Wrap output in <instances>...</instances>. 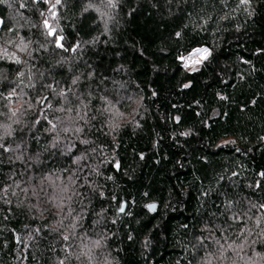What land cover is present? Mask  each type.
Masks as SVG:
<instances>
[{"label": "trees", "instance_id": "16d2710c", "mask_svg": "<svg viewBox=\"0 0 264 264\" xmlns=\"http://www.w3.org/2000/svg\"><path fill=\"white\" fill-rule=\"evenodd\" d=\"M0 21V264H264V0Z\"/></svg>", "mask_w": 264, "mask_h": 264}, {"label": "snow or ice", "instance_id": "6c2138e0", "mask_svg": "<svg viewBox=\"0 0 264 264\" xmlns=\"http://www.w3.org/2000/svg\"><path fill=\"white\" fill-rule=\"evenodd\" d=\"M57 2L59 3V0H57ZM239 4H240L241 6H243V5H247V4H248V0H239ZM112 6L115 7L116 5L113 4ZM45 26H46V27H50V25L47 23V21H45ZM49 35L55 36V38H56V40H57V46H58V47H62V46H63V45L61 44V40L63 39V37L57 36L55 30L51 31V32L49 33ZM179 35H180V34L177 33V36H179ZM209 55H210V52H209V50H208L207 48H201V49H196V50H195V51H194V52H193L188 58H186V59H187V61H191V64H192V65H195V64L199 63V61L194 60L193 57H195V56H199V57H201L202 59H207ZM184 66H185V67H189L190 65H189V63L185 62ZM195 70H196V69L193 67V71H195ZM184 87L187 88V87H189V85L185 84ZM221 99H224V97H221ZM46 100H47V98H44V101H46ZM176 120H177V123H179V117H177ZM117 167H119V165H117ZM261 175H264V173H262ZM148 207H149V210H150V211H154V210H155V205H149ZM124 210H125L124 207L121 206L120 211H121V212H124Z\"/></svg>", "mask_w": 264, "mask_h": 264}, {"label": "bare ground", "instance_id": "6f19581e", "mask_svg": "<svg viewBox=\"0 0 264 264\" xmlns=\"http://www.w3.org/2000/svg\"><path fill=\"white\" fill-rule=\"evenodd\" d=\"M193 59L196 60V61H199L200 64L203 62L202 58L199 57V56H195V57H193ZM184 61L187 62V63H189V65H192L191 64V61H187V59H185Z\"/></svg>", "mask_w": 264, "mask_h": 264}, {"label": "rangeland", "instance_id": "374dc122", "mask_svg": "<svg viewBox=\"0 0 264 264\" xmlns=\"http://www.w3.org/2000/svg\"><path fill=\"white\" fill-rule=\"evenodd\" d=\"M0 25H1V21H0ZM202 60H203V62L201 64H203L206 59H202ZM184 64H185V62H184ZM201 64L200 63H197L196 65H190L189 67H186V68H193V67L195 68V67H197V66H199Z\"/></svg>", "mask_w": 264, "mask_h": 264}, {"label": "water", "instance_id": "95a60500", "mask_svg": "<svg viewBox=\"0 0 264 264\" xmlns=\"http://www.w3.org/2000/svg\"><path fill=\"white\" fill-rule=\"evenodd\" d=\"M123 207H125V205H124ZM155 207H156V206H155Z\"/></svg>", "mask_w": 264, "mask_h": 264}, {"label": "built area", "instance_id": "2783aa9c", "mask_svg": "<svg viewBox=\"0 0 264 264\" xmlns=\"http://www.w3.org/2000/svg\"><path fill=\"white\" fill-rule=\"evenodd\" d=\"M185 62V61H184Z\"/></svg>", "mask_w": 264, "mask_h": 264}]
</instances>
